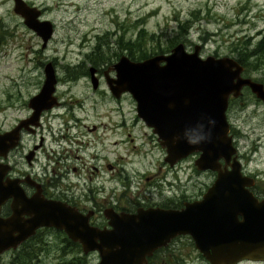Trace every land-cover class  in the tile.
I'll use <instances>...</instances> for the list:
<instances>
[{"label": "rangeland", "instance_id": "obj_1", "mask_svg": "<svg viewBox=\"0 0 264 264\" xmlns=\"http://www.w3.org/2000/svg\"><path fill=\"white\" fill-rule=\"evenodd\" d=\"M32 1L46 7L45 15L53 23V32L41 47L40 38L19 19L13 15L2 17L0 126L11 124L18 112L25 111L26 106L21 110L18 105L38 87L43 78V63L50 59L54 62L55 73L61 78L65 67L66 103L75 94L85 113L96 112L99 118L95 121L103 123L96 134L101 137L98 163L103 180L99 196L104 206H129L134 200H158L154 188L161 183L167 189L164 178L173 174L177 177L172 184L181 185L177 182L181 181L188 189L194 180L213 179V171L196 169L193 163L196 152L180 158L174 168H169L163 160L164 148L155 133L136 116L133 97L125 91L115 100L104 77H101L99 87L92 89L88 66H95L98 76H102L103 71L113 75L112 63L120 54L127 55L128 49L124 48L127 42L130 49L141 48L148 54L166 53L176 42H182L187 51L197 44L201 57H234L237 49L249 51L259 37H264V0ZM10 7V0L0 4L5 10ZM96 44L97 48L93 49ZM247 60L250 64L246 65L247 70L242 71V75L264 85V52L257 58L251 55ZM62 83L64 81L57 85L61 91ZM116 106L117 111L114 110ZM226 110L242 167L264 180V102L244 86L237 96H231ZM77 114L81 115L82 110ZM121 117L125 121L123 128L114 124ZM70 162L79 164L72 156ZM109 162L118 170L111 172L105 168ZM91 221L101 227L106 218L100 210ZM73 242L61 229L44 228L39 230L32 249L13 252L10 257L16 259V264L97 262L96 250L83 252L79 243ZM177 249L170 251L171 255L164 250L155 251L148 264L201 263L195 252H190L184 260L179 256L175 258Z\"/></svg>", "mask_w": 264, "mask_h": 264}, {"label": "water", "instance_id": "obj_2", "mask_svg": "<svg viewBox=\"0 0 264 264\" xmlns=\"http://www.w3.org/2000/svg\"><path fill=\"white\" fill-rule=\"evenodd\" d=\"M13 9L39 36L40 46H45L53 32L52 23L38 19L39 9L24 0H13ZM198 48L194 44L187 51L182 42H176L168 52L142 59L120 54L112 63L114 77L106 76L105 80L113 95L127 91L133 97L137 115L151 127L164 147L165 161L172 164L178 158L198 152L193 159L196 168L215 171L214 183L202 198L186 202L176 210L139 207L133 213H118L106 208L103 211L106 226L99 227L88 221L89 213L83 214L67 203L34 194L28 200L22 199L30 201L25 204L29 205L27 209L21 211L12 203L11 216L2 220L7 234L1 248L15 246L33 229L45 225L61 229L70 240L79 243L83 252L96 250L98 260L94 264H144L153 249L179 232L206 237L208 243L220 242L225 248L222 251H201L212 264L264 256V199L256 200L241 182L251 178L240 171L225 116L230 94L237 96L241 87L247 86L264 101V85L241 75L243 67L234 57H201ZM89 71L95 86L91 66ZM43 74L40 90L28 100L33 108L29 118H35L40 109L50 107L55 101L52 92L56 79L50 61L43 65ZM2 139L6 147L11 146L15 127L0 133L1 142ZM20 212L28 214L27 223L22 225L26 230L11 235L10 229L19 224ZM237 213L241 215L239 220ZM203 220L207 223L204 230L199 225ZM205 220L223 223L208 225ZM198 227L206 232L196 233L194 228Z\"/></svg>", "mask_w": 264, "mask_h": 264}, {"label": "flooded vegetation", "instance_id": "obj_3", "mask_svg": "<svg viewBox=\"0 0 264 264\" xmlns=\"http://www.w3.org/2000/svg\"><path fill=\"white\" fill-rule=\"evenodd\" d=\"M10 1L11 7L9 10L2 9L5 7L0 8V23L2 22V17L4 15H13L12 17H15L17 20L19 19V21L24 24L23 17L13 9V0ZM24 1L28 5H34L37 9H39V13L37 14L38 19L49 20L45 15L46 7L44 5L35 4L32 0ZM4 2L5 0H0V4ZM49 21L51 22V20ZM31 31L36 35V37H39L35 31ZM47 61H50L52 64L56 79L52 92V95L55 97V101L53 102V104L50 107L40 109L35 118H29L30 114L33 111V108L28 105V100L32 95L36 94L40 90L41 83L44 78L42 67L41 75L43 76V78H40V84L38 83V87L34 90V92L30 93L26 97L25 101L21 102L20 105H18V107L20 106L21 110L26 106L25 111L18 112L11 124L7 126H0V133L9 131L15 127V139L11 146L6 147V142H3L5 141L4 139H2L3 143L0 141V235H2L0 238V264H16V259H12L10 257L12 253L26 249H32L34 247V243L36 242V236L39 233V230L53 227L45 225L36 227L29 235L20 239L15 244V246L1 248L2 245H4L6 242L5 236L7 234L5 224L2 223V220H5L9 216H11L13 207L12 203H14L15 208L21 211L27 209L29 205L26 206L25 204L29 203L30 201L23 202L22 199L28 200L29 198L33 197L34 194H37L44 199L59 200L67 203L83 214L89 213L88 221L91 224H94L91 221L92 218L100 210L104 215L103 211L106 208H111L114 212L118 213H133L139 207H159L162 209L175 210L181 209L185 206L186 202L200 200L207 189L214 183V177L210 180H194L192 181L193 185H191V188L188 189L187 186L182 185L183 182L181 181H177L178 183H182L181 185H173L172 181H174L177 177L176 174H173L171 175L172 177H169L168 179L164 178L165 182H167L168 184L167 189H164L161 183L159 185L160 188L158 187V184L157 187L154 188L155 194L158 192V200H134L129 206H122L121 204H108L104 206L99 196V187L102 186L103 180L101 176V164L98 163L99 159L101 158V155L99 153L100 150L98 147V144H100L101 142V137L100 135L96 134L99 126L101 128L103 123L100 120L95 121L96 118H99V115H97L96 112L88 114L85 113V111L83 110L84 107L81 102H78V100L75 99V94H73L70 97L69 102L66 103L65 67L62 68L64 71L63 77L61 78L55 73V65L52 60L49 59L44 61L43 65ZM89 67L90 66H88L87 74L90 80ZM91 67L93 68V76L96 79L95 86H93L90 81L92 89H97L99 87V81L101 77H104V79H106V76L114 77L113 69V75H108L107 72L103 71L102 76H98V69L92 65ZM83 74L86 75V73ZM61 81H64V83H62V91L61 89H59V86H57ZM110 94L115 100L120 95L119 94L118 96H115L111 93V91ZM18 96L21 97L20 93ZM230 98L231 95H229L228 97L227 105L225 108L226 119V109ZM78 110H82L81 115L77 114ZM114 110L117 111V106L114 107ZM135 114L138 119L142 120L137 115L136 109ZM142 122L145 124L143 120ZM227 122L228 134L231 137L232 145L235 147L234 155L239 162L240 171L242 174L251 178L250 181L241 182L244 186L247 187V190L256 200L264 199V180L258 179L256 173H253L248 169L242 167V162L239 159L237 147L234 144L233 135L230 131V124L228 119ZM114 124H116V126L120 125V127L123 128L125 125V121L123 117H121L120 121H115ZM148 127L152 131L151 127ZM126 134L128 135L130 133L127 132ZM128 138L131 139L132 137ZM78 151H82L86 154L83 155L80 152L77 153ZM163 151L165 155V149ZM196 153L198 154V152ZM71 156L74 159H78L79 164L70 162ZM179 159L180 158H178L172 164H169L165 160L164 161L167 163V166L169 168H174L176 164L179 163ZM219 160L223 163L222 159ZM86 162H88V164H86ZM105 168L110 169L111 172L118 170L116 165L110 162L105 164ZM213 172L215 176V171ZM77 187H79L81 191H77ZM7 192L9 194H7ZM121 195L123 196L125 194L121 193ZM86 202H89V205H87ZM217 216L221 217L220 215ZM19 218L20 220L17 228L10 229L11 235H16L26 230L22 229V225H25L27 223L26 220L28 218V214L25 212H20ZM240 218L241 215L237 213L236 219L239 220ZM210 223L219 225L223 222L221 220H218L209 222L208 225ZM194 225L197 224L194 223ZM199 225L201 226V229L204 230L207 223L203 220V222H201ZM101 226H106V221L105 223H102ZM199 229L200 227H198V229L194 228V231L196 233L206 232V230L202 232ZM207 240L209 239L206 237L196 238L193 233H176L172 237H170V239L165 244L153 249L152 252L148 256H146V261L144 264L149 263V257H151L155 251L164 250L169 252V255H171L170 251H174L176 247L178 248L177 250L179 252L174 255L175 258L179 256L182 260H184L190 256V252H195L197 253V258H199L201 262L200 264H212L207 258L202 255L201 251H222L225 248L220 244V242L208 243ZM182 252L185 253L182 254ZM229 264H264V256L255 258H241Z\"/></svg>", "mask_w": 264, "mask_h": 264}, {"label": "trees", "instance_id": "obj_4", "mask_svg": "<svg viewBox=\"0 0 264 264\" xmlns=\"http://www.w3.org/2000/svg\"><path fill=\"white\" fill-rule=\"evenodd\" d=\"M263 40H264V37L263 38L259 37L256 40V42L254 43L253 48L249 51H247L245 48L243 50H240V48L237 49V52H236L234 58L243 66L242 71L247 70L246 65L250 64V62L247 59H249V57L251 55H253L257 58L259 54L264 52ZM127 44H128V42L126 43V45H124V48L128 49L127 56L130 57L131 59H142V58L150 55V54L146 53V51L144 49H141V48L132 50V48L130 49V47ZM245 45H248V44H245ZM97 46L98 45L96 44L95 47H93V49H96ZM73 244L76 245V242L75 243L73 242Z\"/></svg>", "mask_w": 264, "mask_h": 264}, {"label": "bare ground", "instance_id": "obj_5", "mask_svg": "<svg viewBox=\"0 0 264 264\" xmlns=\"http://www.w3.org/2000/svg\"><path fill=\"white\" fill-rule=\"evenodd\" d=\"M21 230V229H20ZM5 234V233H4Z\"/></svg>", "mask_w": 264, "mask_h": 264}]
</instances>
